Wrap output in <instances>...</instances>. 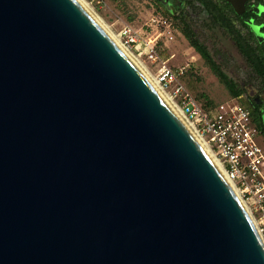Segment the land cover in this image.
<instances>
[{"label": "water", "instance_id": "water-1", "mask_svg": "<svg viewBox=\"0 0 264 264\" xmlns=\"http://www.w3.org/2000/svg\"><path fill=\"white\" fill-rule=\"evenodd\" d=\"M0 264H264L223 173L75 0H0Z\"/></svg>", "mask_w": 264, "mask_h": 264}, {"label": "built area", "instance_id": "built-area-1", "mask_svg": "<svg viewBox=\"0 0 264 264\" xmlns=\"http://www.w3.org/2000/svg\"><path fill=\"white\" fill-rule=\"evenodd\" d=\"M125 27L120 34L126 47H132L157 67L155 78L182 109L218 161L222 173L245 206L264 243V149L257 143L258 131L252 125L250 110L233 98L204 110L182 85L188 65L169 67L159 59L158 49L174 41L175 20L172 14L151 18L146 31Z\"/></svg>", "mask_w": 264, "mask_h": 264}, {"label": "rangeland", "instance_id": "rangeland-1", "mask_svg": "<svg viewBox=\"0 0 264 264\" xmlns=\"http://www.w3.org/2000/svg\"><path fill=\"white\" fill-rule=\"evenodd\" d=\"M96 15L97 19L111 31L121 44L126 47L124 39L120 37L125 27L146 31L147 23L151 18L174 13L175 18L189 21L200 41L207 48L213 60L220 68L233 79L240 87L245 88V93L240 98L243 105L254 106V101L264 102V91H259L251 86H245L250 72L244 58L235 47L234 43L220 27H211L210 23L199 20L197 13L190 17L184 13L186 0H82ZM215 1V0H210ZM264 2V0H261ZM260 12L264 6H255ZM176 35L172 43L160 46L159 59L169 67L188 65L187 75L182 78V85L193 98L203 107H215L232 99L216 75L208 68L201 57L182 36L175 23ZM264 42V36H258ZM261 41V42H262ZM155 78L157 67L143 56H138L132 47H126ZM170 96L171 90H165ZM171 97V96H170ZM172 99V98H171ZM173 100V99H172ZM175 103L177 99L173 100ZM178 102V101H177ZM177 104V103H176ZM178 105V104H177ZM179 106V105H178ZM246 106V107H247ZM257 143L264 148V137L258 135Z\"/></svg>", "mask_w": 264, "mask_h": 264}, {"label": "trees", "instance_id": "trees-1", "mask_svg": "<svg viewBox=\"0 0 264 264\" xmlns=\"http://www.w3.org/2000/svg\"><path fill=\"white\" fill-rule=\"evenodd\" d=\"M259 5L264 6V2L261 0H247L245 12L241 16H238L225 0H186L184 3V13L190 17H193V14L197 13L201 22H208L211 27H220L227 33L249 69L250 75L246 80L245 86L249 85L262 92L264 91V42L259 41L250 27L245 23L247 20H252L253 24L259 27V32L264 34V10L260 14L250 12L252 6ZM173 17L182 36H184L214 75L217 76L230 97L232 99L241 98L245 93V88L240 87L215 63L210 52L200 41L192 24L181 18L178 22L174 13ZM247 107L250 110L252 125L258 131V135L264 137V102L254 101V106ZM201 108L207 110L212 107L201 106Z\"/></svg>", "mask_w": 264, "mask_h": 264}, {"label": "bare ground", "instance_id": "bare-ground-1", "mask_svg": "<svg viewBox=\"0 0 264 264\" xmlns=\"http://www.w3.org/2000/svg\"><path fill=\"white\" fill-rule=\"evenodd\" d=\"M82 9L94 20V22L106 33V35L110 38V40L117 46V48L122 52L124 56L128 60L132 62V64L140 71L143 77L146 79L151 88L156 92V94L160 97V99L167 105V107L172 111L175 117L179 120V122L186 128V130L191 134V136L196 140V142L203 148L209 158L214 162L219 171L222 172L221 167L218 161L214 158L212 153L210 152L207 145L203 142V140L198 135L196 129L192 126V124L186 119L184 116L182 109L171 99V97L165 92V90L160 86L157 79L154 78L147 69L139 62V60L126 48L124 47L118 37H116L108 28L97 19L96 15L92 13V11L87 7V5L82 0H75ZM227 182L231 185V183L227 180ZM232 187V185H231ZM234 188V187H233ZM237 192V191H236Z\"/></svg>", "mask_w": 264, "mask_h": 264}, {"label": "flooded vegetation", "instance_id": "flooded-vegetation-1", "mask_svg": "<svg viewBox=\"0 0 264 264\" xmlns=\"http://www.w3.org/2000/svg\"><path fill=\"white\" fill-rule=\"evenodd\" d=\"M170 14H172V15H173V12H171Z\"/></svg>", "mask_w": 264, "mask_h": 264}]
</instances>
